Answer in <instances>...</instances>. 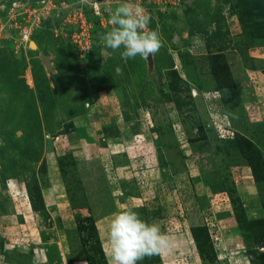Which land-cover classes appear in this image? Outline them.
Wrapping results in <instances>:
<instances>
[{"label":"rangeland","instance_id":"obj_1","mask_svg":"<svg viewBox=\"0 0 264 264\" xmlns=\"http://www.w3.org/2000/svg\"><path fill=\"white\" fill-rule=\"evenodd\" d=\"M123 2L0 0V264H108L123 209L172 238L137 264H264V0H135L163 46L127 61Z\"/></svg>","mask_w":264,"mask_h":264},{"label":"clouds","instance_id":"obj_2","mask_svg":"<svg viewBox=\"0 0 264 264\" xmlns=\"http://www.w3.org/2000/svg\"><path fill=\"white\" fill-rule=\"evenodd\" d=\"M113 26L102 34L100 40L106 48L120 51L121 59L127 61L137 56L148 58L162 48L160 33L149 27L151 17L135 0H124L121 6L110 10ZM117 75L122 69H115ZM108 264H137L145 257L161 255L172 250V238L161 232L157 224L143 220L132 209L114 214L106 237Z\"/></svg>","mask_w":264,"mask_h":264},{"label":"crops","instance_id":"obj_3","mask_svg":"<svg viewBox=\"0 0 264 264\" xmlns=\"http://www.w3.org/2000/svg\"><path fill=\"white\" fill-rule=\"evenodd\" d=\"M95 144V143H94ZM123 143L122 142H116L115 143V145L114 146H116L115 148H114V150L116 149V151L115 152H117L118 153V157L120 158V156H123V154H122V150H120V147H119V145H122ZM118 145V146H117ZM130 166V163H128L127 165H120V166H118L116 169H117V171H120V170H123L124 171V174L126 173L125 172V170H126V168H128ZM174 169V168H173ZM172 169V170H173ZM127 171V170H126ZM128 172V171H127ZM126 175V174H125ZM172 175H176V173L174 172ZM177 176V175H176ZM175 176V177H176ZM123 176H121V174L118 172L117 174H116V178L118 179V180H122L123 178H122ZM125 178H127V177H129L128 175H126V176H124ZM63 186V185H62ZM63 195H64V186L63 187H61L58 183H52L50 186L48 185L47 187H46V189H44L43 188V199H44V201H45V203H46V206H49V205H53V204H49V201L51 200V198H54V199H56V201H55V203H58L60 200H61V203H63V206L62 207H67L66 206V204L62 201L63 199ZM50 199V200H49ZM58 199H60V200H58ZM122 204H125V203H123L122 202ZM67 205L69 206V204L67 203ZM60 207V206H59ZM55 208V207H54ZM61 208V207H60ZM108 256V255H107Z\"/></svg>","mask_w":264,"mask_h":264},{"label":"trees","instance_id":"obj_4","mask_svg":"<svg viewBox=\"0 0 264 264\" xmlns=\"http://www.w3.org/2000/svg\"><path fill=\"white\" fill-rule=\"evenodd\" d=\"M44 78H45V76H44ZM37 86L39 88L40 93H42V94L43 93L53 94V89L47 83H45V86H44L43 83H41L39 79L37 80ZM42 100H43V98H42ZM43 101L45 102V100H43ZM31 200L34 201V202L36 201L35 197H33V196H32ZM41 200H42L43 205H42V207H39V208H44L45 209L46 205L44 204L43 198H41ZM33 205H34V203H33ZM3 242L4 243H2V246H4L7 241L4 240Z\"/></svg>","mask_w":264,"mask_h":264},{"label":"water","instance_id":"obj_5","mask_svg":"<svg viewBox=\"0 0 264 264\" xmlns=\"http://www.w3.org/2000/svg\"><path fill=\"white\" fill-rule=\"evenodd\" d=\"M34 45L35 44H33L32 46L35 47ZM43 60H44V62H46L47 65H49L50 61H49V56L48 55H43Z\"/></svg>","mask_w":264,"mask_h":264},{"label":"built area","instance_id":"obj_6","mask_svg":"<svg viewBox=\"0 0 264 264\" xmlns=\"http://www.w3.org/2000/svg\"><path fill=\"white\" fill-rule=\"evenodd\" d=\"M87 45V44H86ZM83 48H85L86 51H89V49L87 48V46H84Z\"/></svg>","mask_w":264,"mask_h":264},{"label":"bare ground","instance_id":"obj_7","mask_svg":"<svg viewBox=\"0 0 264 264\" xmlns=\"http://www.w3.org/2000/svg\"><path fill=\"white\" fill-rule=\"evenodd\" d=\"M35 46V45H34Z\"/></svg>","mask_w":264,"mask_h":264}]
</instances>
